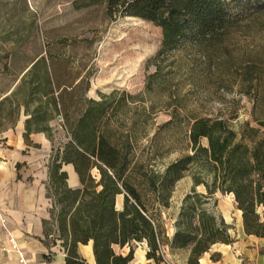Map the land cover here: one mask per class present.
I'll use <instances>...</instances> for the list:
<instances>
[{
  "label": "trees",
  "instance_id": "obj_1",
  "mask_svg": "<svg viewBox=\"0 0 264 264\" xmlns=\"http://www.w3.org/2000/svg\"><path fill=\"white\" fill-rule=\"evenodd\" d=\"M108 3L121 16L142 19L161 30L160 49L153 58L155 71L146 78L141 94L112 91L98 94L99 100L84 98L77 95L81 81L68 85L55 81L53 59L39 55L8 98L30 113L24 136L43 132L52 143L47 123L56 117L69 136L52 149L48 164L50 216L65 264H87L77 247L88 243L95 264H128L134 245L143 243L146 259L155 264H166L163 248L169 254L186 251L185 264H199L212 246L232 242L229 226L208 206L216 193L232 195L246 236L264 238V84L260 73H255L259 66L249 62L242 70L241 93L252 107L250 121L238 125L224 117L182 116L187 110L163 74L166 67L171 73L174 65L166 63L167 54L185 45L222 44L247 16L264 13V0ZM234 7L240 10L235 12ZM161 111H168L170 118L149 137L147 126ZM170 128L180 129V137L174 133L164 140L162 134ZM175 149L180 156L157 170V161ZM68 165L78 177L77 188L67 184L62 168ZM186 175L192 187L175 217L174 234L168 238L161 212L169 208L175 184ZM200 186L205 193L196 191ZM118 196L122 197L120 209L116 208ZM114 247H127L128 252L116 253ZM210 259L217 261L219 254Z\"/></svg>",
  "mask_w": 264,
  "mask_h": 264
},
{
  "label": "rangeland",
  "instance_id": "obj_2",
  "mask_svg": "<svg viewBox=\"0 0 264 264\" xmlns=\"http://www.w3.org/2000/svg\"><path fill=\"white\" fill-rule=\"evenodd\" d=\"M239 10L240 7L233 8L235 12ZM161 40L160 28L139 18L121 16L108 0H0V94L14 90L27 66L39 55L53 59L55 81L67 85L81 81L77 95L84 98L99 100L98 94L107 95L112 91L141 94L146 78L155 71L153 58ZM170 61L174 63L172 72L167 73L169 67H166L164 79L187 110V113L182 111V116L224 117L234 125L250 121L252 104L241 93L240 83L244 66L254 62L259 66L255 73H260L264 84V13L247 16L222 44L185 45L167 54L166 63ZM17 107L14 101L8 103L5 124L15 120ZM169 118L168 111L153 115L146 129L148 136ZM47 125L52 129L49 152L52 156V149L67 142L69 136L62 128L61 119L56 117ZM180 129L166 130L163 139L169 140L174 133L177 137ZM144 143L145 139H141V144ZM179 156L180 152L175 149L157 161V170H163ZM63 169L69 173L68 166ZM191 187L192 180L186 175L175 184L169 208L161 212L168 238L174 234L175 217ZM196 191L205 193L201 186ZM121 204L122 197L118 196L116 206ZM208 206L229 226L232 241L229 245L239 241L241 213L237 212L233 198L216 193ZM216 245L208 252L210 256L219 254L212 252L218 248ZM255 246L259 247V241L248 239L242 248ZM259 252L264 250L259 248ZM162 254L166 264H185L187 258L186 251L169 254L163 248ZM239 258L241 264L253 263L244 255Z\"/></svg>",
  "mask_w": 264,
  "mask_h": 264
},
{
  "label": "crops",
  "instance_id": "obj_3",
  "mask_svg": "<svg viewBox=\"0 0 264 264\" xmlns=\"http://www.w3.org/2000/svg\"><path fill=\"white\" fill-rule=\"evenodd\" d=\"M12 91L0 94V264H65L64 250L56 239V223L50 216V141L43 132L32 131L24 136L25 121L30 113L25 112L23 105L16 108L15 120L5 124L4 115L8 103L12 102L8 99ZM11 106L14 107L13 103ZM68 167L69 173L62 168L67 174V184L77 188L78 177L73 168ZM237 212L240 215L241 212ZM237 239L239 241L232 245H216L218 248L212 252L220 254L217 261L210 260V254L205 253L199 264H241V255L253 261L252 264H264V252H259V248L264 250V238L246 236L240 222ZM248 239L258 240L259 247L242 248L244 240ZM114 250L123 255L128 252L127 247L121 250L114 247ZM146 250L144 243L137 244L128 264H155L146 259ZM77 253L87 264H95L91 243L79 244Z\"/></svg>",
  "mask_w": 264,
  "mask_h": 264
},
{
  "label": "built area",
  "instance_id": "obj_4",
  "mask_svg": "<svg viewBox=\"0 0 264 264\" xmlns=\"http://www.w3.org/2000/svg\"><path fill=\"white\" fill-rule=\"evenodd\" d=\"M1 223H3V220L1 221ZM61 249L63 250V248L61 247ZM21 263H23V262H21Z\"/></svg>",
  "mask_w": 264,
  "mask_h": 264
},
{
  "label": "water",
  "instance_id": "obj_5",
  "mask_svg": "<svg viewBox=\"0 0 264 264\" xmlns=\"http://www.w3.org/2000/svg\"><path fill=\"white\" fill-rule=\"evenodd\" d=\"M116 208H117V209H120V207H117V206H116Z\"/></svg>",
  "mask_w": 264,
  "mask_h": 264
}]
</instances>
